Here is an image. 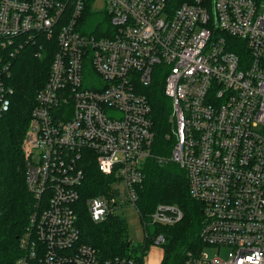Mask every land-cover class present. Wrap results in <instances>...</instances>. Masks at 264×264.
Returning a JSON list of instances; mask_svg holds the SVG:
<instances>
[{"label": "built area", "instance_id": "obj_1", "mask_svg": "<svg viewBox=\"0 0 264 264\" xmlns=\"http://www.w3.org/2000/svg\"><path fill=\"white\" fill-rule=\"evenodd\" d=\"M103 1L94 9L95 0H0V116L12 91L4 50L14 55L36 38L45 51L48 41L57 46L22 143L36 207L22 262L162 263L167 238L147 227L176 224L179 206L160 203L141 222L150 242L139 257L104 260L81 243L74 204L86 163L95 162L115 178L120 206L136 207L155 157L146 90L163 79L173 146L157 159L184 168L191 196L204 204V248L185 264H264V0ZM112 202L88 197L91 218L104 221ZM222 247L228 260L205 252Z\"/></svg>", "mask_w": 264, "mask_h": 264}, {"label": "trees", "instance_id": "obj_2", "mask_svg": "<svg viewBox=\"0 0 264 264\" xmlns=\"http://www.w3.org/2000/svg\"><path fill=\"white\" fill-rule=\"evenodd\" d=\"M90 15V22L97 20L96 13ZM24 43L14 55H9L7 50L3 53L4 57L8 55L9 69L5 81L12 91L7 94L9 110L0 116V264H24L22 261L26 252L20 242L31 225L36 207L34 196L26 184L27 167L22 143L36 95L49 78L57 50L55 40L48 41L46 51L42 47L44 38ZM146 93L152 106L156 131L153 145L155 157L145 163L146 176L143 183L137 186L136 209L141 222L148 219L160 203L174 204L182 209L184 216L176 224L148 226L147 230L151 235L164 233L167 238L161 264H185L189 252L199 253L204 248L200 237L204 204L191 196L184 168L175 162H160L157 159L158 155L168 157L173 146L172 101L165 94L163 79H157ZM85 172L79 187L80 198L74 204L81 243L94 248L104 260L139 257L150 240L135 243L130 237L127 219L118 212L121 206L118 203L119 191L114 188L115 178L103 173L95 162L86 163ZM97 195L115 198V202L111 203L112 211L100 222L91 218L86 205L88 197Z\"/></svg>", "mask_w": 264, "mask_h": 264}, {"label": "rangeland", "instance_id": "obj_3", "mask_svg": "<svg viewBox=\"0 0 264 264\" xmlns=\"http://www.w3.org/2000/svg\"><path fill=\"white\" fill-rule=\"evenodd\" d=\"M93 7L94 9L104 8V1L95 0ZM118 212L126 217L129 234L132 240L135 243L144 241L145 239L144 227L141 223L140 214L138 213L136 207L135 206L120 207ZM229 251L230 249L228 247H222L219 255H217V251L214 248H207L205 252L208 253L211 259L220 258L223 260H228ZM153 253L160 256V258L158 259V261L160 262L162 260V256L160 255L161 254L160 249H157L156 251L154 250Z\"/></svg>", "mask_w": 264, "mask_h": 264}, {"label": "crops", "instance_id": "obj_4", "mask_svg": "<svg viewBox=\"0 0 264 264\" xmlns=\"http://www.w3.org/2000/svg\"><path fill=\"white\" fill-rule=\"evenodd\" d=\"M155 260H156V256H154V258H153V262H155Z\"/></svg>", "mask_w": 264, "mask_h": 264}, {"label": "clouds", "instance_id": "obj_5", "mask_svg": "<svg viewBox=\"0 0 264 264\" xmlns=\"http://www.w3.org/2000/svg\"><path fill=\"white\" fill-rule=\"evenodd\" d=\"M248 259H249V260H251L252 258H251V257H249Z\"/></svg>", "mask_w": 264, "mask_h": 264}]
</instances>
